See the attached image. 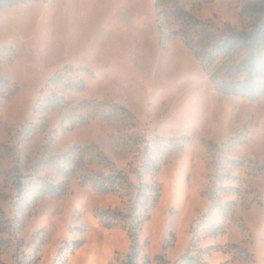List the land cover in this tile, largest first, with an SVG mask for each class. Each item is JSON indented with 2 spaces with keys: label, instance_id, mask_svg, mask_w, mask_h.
Here are the masks:
<instances>
[{
  "label": "rangeland",
  "instance_id": "rangeland-1",
  "mask_svg": "<svg viewBox=\"0 0 264 264\" xmlns=\"http://www.w3.org/2000/svg\"><path fill=\"white\" fill-rule=\"evenodd\" d=\"M246 77L264 0H0V264H264V94L215 86Z\"/></svg>",
  "mask_w": 264,
  "mask_h": 264
},
{
  "label": "trees",
  "instance_id": "trees-1",
  "mask_svg": "<svg viewBox=\"0 0 264 264\" xmlns=\"http://www.w3.org/2000/svg\"><path fill=\"white\" fill-rule=\"evenodd\" d=\"M3 1L7 3L19 2V0H3ZM180 15H186L187 19H186L185 29L186 27H189L190 25L200 24V21L193 18L191 15L186 14V12L183 10L182 11L180 10L175 13V16H180ZM179 32H185V31L184 29H180ZM185 44L187 45L188 48H190L193 51L195 56H197L198 58L202 60L203 66L205 68H209L211 66V64L213 63V59H214L213 52L216 51V47L211 46L210 49H207V48L204 49L203 47H201L200 49H198L197 48L198 44L207 46V43L203 41L202 39L200 40L185 39ZM236 68H237L236 66L229 67L225 75L230 76L232 73L237 72ZM253 68H254L253 65L250 64L249 71L253 70ZM210 76L212 77L213 80L217 79L218 70L215 69L214 71H212ZM215 86H216V89L222 93H231V94H240V95L248 94L249 98L252 100L256 99L259 95L264 94V82L262 83L253 82L249 77H246L242 80H237V81H232V80L227 81L226 79H221L217 81ZM175 141H177V139H169L167 143L171 144V143H174ZM3 147H5V145H0V156L9 155L11 151L10 148L5 147V150H4ZM76 148L78 149V147L74 146L71 148V150H74ZM66 159L67 161L71 160L70 157H67ZM68 171L69 170H65L64 173L66 175L70 174V172ZM115 178H116V175L115 176L109 175L107 177L101 178L100 180L98 178L90 179L87 175H84L81 179V182H89L93 186L94 189H97L101 192H109V191L114 190L113 185L115 184ZM48 186L49 187L46 188L45 191L55 194V195H59L61 193L60 191H56L55 189L56 186L50 183H48ZM132 235H131L133 237L132 241L133 240L136 241V234L134 233Z\"/></svg>",
  "mask_w": 264,
  "mask_h": 264
}]
</instances>
